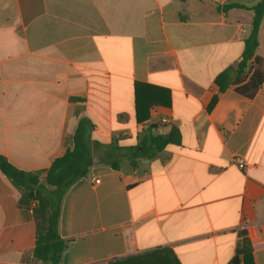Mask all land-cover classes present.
Instances as JSON below:
<instances>
[{"label":"crops","instance_id":"crops-1","mask_svg":"<svg viewBox=\"0 0 264 264\" xmlns=\"http://www.w3.org/2000/svg\"><path fill=\"white\" fill-rule=\"evenodd\" d=\"M259 1L0 0V154L43 183L90 123L94 164L63 198L60 264L159 250L231 264L244 238L239 264H264V82L251 99L234 90ZM173 128L180 145L109 165ZM20 198L0 170V264H39L34 204Z\"/></svg>","mask_w":264,"mask_h":264},{"label":"trees","instance_id":"trees-1","mask_svg":"<svg viewBox=\"0 0 264 264\" xmlns=\"http://www.w3.org/2000/svg\"><path fill=\"white\" fill-rule=\"evenodd\" d=\"M233 6H224L226 10ZM241 7V6H236ZM254 18L250 36L245 40L242 60L237 67V79L234 90L247 98H254L264 82V59L256 56L259 47V32L264 19V0L253 8ZM250 65V67H249ZM249 68V70H248ZM136 86L135 103L136 117L140 122V91ZM166 101H149V106L168 104L169 97L162 95ZM151 100V99H150ZM213 106V103L211 107ZM90 123L82 118L74 135V147L62 157L57 158L46 172L45 181H40V175L15 167L6 157L0 154V170L21 194V207L33 206L36 221V244L34 258L39 264H60L67 242L59 233V223L63 198L67 191L80 179L86 177L94 164L92 148L89 141ZM181 134L173 128L168 134H149L137 145L125 148L123 154L115 157L109 165L119 169L120 161L127 159L135 165L138 159H150L169 145H180ZM116 150H120L117 148ZM247 240L244 238L241 247L236 250V256L231 264H239V256L245 259ZM111 264H180L174 253L169 250H159L126 259L117 260Z\"/></svg>","mask_w":264,"mask_h":264},{"label":"built area","instance_id":"built-area-1","mask_svg":"<svg viewBox=\"0 0 264 264\" xmlns=\"http://www.w3.org/2000/svg\"><path fill=\"white\" fill-rule=\"evenodd\" d=\"M164 122H166V120H164ZM234 162L238 165V167L240 169H244L245 166H246V162H245V160L242 157L234 158ZM97 182H99V181L97 180Z\"/></svg>","mask_w":264,"mask_h":264},{"label":"rangeland","instance_id":"rangeland-1","mask_svg":"<svg viewBox=\"0 0 264 264\" xmlns=\"http://www.w3.org/2000/svg\"><path fill=\"white\" fill-rule=\"evenodd\" d=\"M120 163H122V161H120Z\"/></svg>","mask_w":264,"mask_h":264}]
</instances>
